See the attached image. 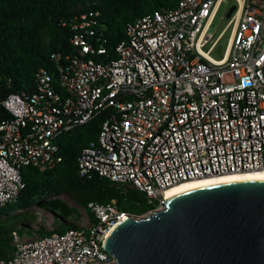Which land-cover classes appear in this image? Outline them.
<instances>
[{"label":"built area","instance_id":"built-area-1","mask_svg":"<svg viewBox=\"0 0 264 264\" xmlns=\"http://www.w3.org/2000/svg\"><path fill=\"white\" fill-rule=\"evenodd\" d=\"M231 7L223 50V31L210 29ZM82 18L78 28L92 36L95 22ZM71 42L75 55L57 78L41 68L32 93L1 101L9 119L0 123V207L23 190L21 168L52 169L62 161L57 137L103 116L77 158L78 176L140 191L153 209L132 216L114 200L91 202L75 229L31 240L13 233L16 248L0 264H114L103 249L110 231L124 217L163 210L166 189L264 169V0H179L128 23L104 63L94 60L104 50L83 35Z\"/></svg>","mask_w":264,"mask_h":264},{"label":"trees","instance_id":"trees-1","mask_svg":"<svg viewBox=\"0 0 264 264\" xmlns=\"http://www.w3.org/2000/svg\"><path fill=\"white\" fill-rule=\"evenodd\" d=\"M178 1L0 0V123L9 119L1 101L11 93H32L39 69L58 77L63 64L75 55L71 42L75 35H83L96 50H104L105 54L94 56L96 62L104 63L115 58V47L126 38L128 23L157 9H173ZM82 17L95 22L92 36L85 35V28H78ZM103 121L101 116L61 133L56 144L62 161L52 169L21 168L23 190L14 202L0 207V260H8L16 248L13 233L19 237L33 233L29 224L34 216L25 213L26 209L39 207L57 222L50 231L40 227L36 231L40 236L77 228L80 212L59 199L62 195L84 210L91 202L108 204L113 200L120 211L132 216L153 209L140 191L119 187L98 176H78L77 158L83 148L96 142ZM9 205L13 206L11 211L3 214L1 210Z\"/></svg>","mask_w":264,"mask_h":264},{"label":"water","instance_id":"water-1","mask_svg":"<svg viewBox=\"0 0 264 264\" xmlns=\"http://www.w3.org/2000/svg\"><path fill=\"white\" fill-rule=\"evenodd\" d=\"M103 249L114 264H264V178L213 182L168 196L163 210L124 217Z\"/></svg>","mask_w":264,"mask_h":264},{"label":"rangeland","instance_id":"rangeland-1","mask_svg":"<svg viewBox=\"0 0 264 264\" xmlns=\"http://www.w3.org/2000/svg\"><path fill=\"white\" fill-rule=\"evenodd\" d=\"M221 10L218 12V14L214 20L213 27H211V29H210V32L215 33V35L217 36L223 31V35H222L221 41L219 43V46L224 50L226 45H227V41L230 37L232 29H231V27H227V24L229 21V19H227V17H224L223 19H221L222 18ZM211 56H212V58L217 59V60L220 58L214 52L211 54ZM59 199H61L66 204H68L70 207L78 209L81 216L76 221L75 224L80 225L81 224V218H85V216H86L84 209L78 207L75 204V202L72 201L66 195L60 196ZM12 207H13L12 205L6 206L5 208H3L1 210V212L3 214L10 212ZM151 211H152V209L150 211H148L147 213H150ZM24 212L34 216V219L32 220L33 222H31L29 224V228H31L33 231H37L40 227L50 231V230L54 229L56 224H57L54 217L50 213L42 210L39 207H32V208L24 210ZM35 236H39V235L36 232L35 233L33 232L31 235L24 234V237L28 240H31Z\"/></svg>","mask_w":264,"mask_h":264},{"label":"bare ground","instance_id":"bare-ground-1","mask_svg":"<svg viewBox=\"0 0 264 264\" xmlns=\"http://www.w3.org/2000/svg\"><path fill=\"white\" fill-rule=\"evenodd\" d=\"M254 178H264V169L252 170L248 172H234V173H227V174L215 175V176H206L204 178L180 183V184L174 185L166 189L165 198L173 194L179 193L181 191L194 188V187H198V186L208 184V183L243 180V179H254Z\"/></svg>","mask_w":264,"mask_h":264}]
</instances>
